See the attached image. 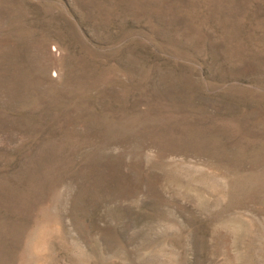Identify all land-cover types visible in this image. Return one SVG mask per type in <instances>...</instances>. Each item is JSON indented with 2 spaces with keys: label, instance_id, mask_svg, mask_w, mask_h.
Instances as JSON below:
<instances>
[{
  "label": "rangeland",
  "instance_id": "374dc122",
  "mask_svg": "<svg viewBox=\"0 0 264 264\" xmlns=\"http://www.w3.org/2000/svg\"><path fill=\"white\" fill-rule=\"evenodd\" d=\"M0 264H264V0H0Z\"/></svg>",
  "mask_w": 264,
  "mask_h": 264
}]
</instances>
